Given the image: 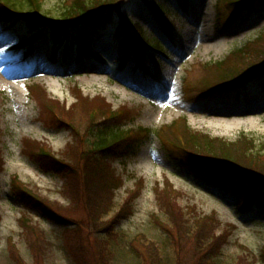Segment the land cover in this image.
Here are the masks:
<instances>
[{
	"label": "rangeland",
	"instance_id": "obj_1",
	"mask_svg": "<svg viewBox=\"0 0 264 264\" xmlns=\"http://www.w3.org/2000/svg\"><path fill=\"white\" fill-rule=\"evenodd\" d=\"M156 1L164 14H170L169 26H161L149 10L148 0H127L122 8L132 23L142 27L145 37L164 47L165 56L151 49L145 52V64L157 62L150 75H143L134 66L133 55L125 64L119 63L118 32L124 23L121 16L115 15L97 35L85 29L74 30L68 39L69 49L60 48L61 43H66L63 37L48 30L33 42L27 57L22 56L26 48L16 45L30 35V23L21 18L14 26L5 27L0 21V264H79L71 256L64 235L66 229L83 223L87 212L69 211L72 206L63 190V180L41 170L24 152L25 140H36L60 153L79 139L67 126H47L41 101L58 103L63 117L71 119L73 115L81 129L86 126L83 123L88 124L87 115H82L84 106L69 112L76 108L79 94L95 105L132 111L125 129L147 127L159 131L185 117L186 124L200 133L233 141L246 134L257 139V145L264 143V96L248 99L240 95L237 100L236 96L186 93V83L188 87L190 82L196 85L202 77V65L224 60L231 51L264 33V0H256L255 8L232 3L234 0ZM58 7V0H46L44 8L56 14ZM239 8L242 11L236 17ZM217 19L220 25L215 24ZM167 34H174L172 42ZM254 45L264 46V38ZM22 57L23 61L15 64ZM29 84L42 85L47 94L42 96L35 86H30L28 94ZM76 86L80 87L79 92ZM227 120H238L240 124L231 128L218 125ZM172 150L155 134L142 144L137 155L112 162L124 182L116 188L113 210L105 219L119 213L138 180L144 179L145 186L132 201L133 213L116 225L117 238L112 244L104 242L109 241L108 237L100 239L101 245L104 243V248L112 253L108 264H151L146 260L149 243L156 245L164 257L181 249L173 243V235H180L179 230L168 225L169 217L156 198V187L164 186L167 180L182 193L177 203L187 218L216 215L220 223L217 235L227 234L214 264H242L243 259L246 264H264L261 214L241 213L234 195L193 177L186 166L172 157ZM15 176L46 199L58 211V219L52 220L42 209L26 207L17 198L12 186ZM21 216L30 217L43 230L47 249L42 255L36 256L31 249ZM90 230L95 250L96 240L106 234L103 230ZM188 247L192 250L193 244Z\"/></svg>",
	"mask_w": 264,
	"mask_h": 264
},
{
	"label": "trees",
	"instance_id": "obj_2",
	"mask_svg": "<svg viewBox=\"0 0 264 264\" xmlns=\"http://www.w3.org/2000/svg\"><path fill=\"white\" fill-rule=\"evenodd\" d=\"M126 1L58 0V13L52 14L44 8L46 0H0V18L12 25L21 18L30 23L31 33L24 37L23 43L33 44L49 30L54 36L63 37L66 43H61L60 48L66 46L69 49L68 39L74 30L79 32L85 29L92 35H97L107 28L115 15L121 16L124 23L118 32L121 37L118 46L120 63L124 64L129 56L134 55L137 64L145 67L142 59L145 50L160 51L161 47L159 43L151 42L145 37L142 27L132 23L124 15L122 8ZM255 2L256 0L232 1L252 8H255ZM147 3L159 23L169 26L170 14H164L156 0H148ZM240 12L239 9L235 16ZM217 24L220 25L218 19ZM263 38L264 33L255 41L231 51L224 60L202 65V77L196 85L190 82L188 87L186 83V93H197L204 97L236 96L237 100L240 95L248 99L264 96V46L254 45ZM35 88L42 96L47 94L41 86L36 85ZM76 90L79 92L80 89ZM79 99L77 103H83L74 104L76 108H70L69 112L84 106L85 114L82 115H87L88 121V124H82L86 125L84 129L74 121L73 115L71 119L63 117L58 103H53V100L51 103H40L44 109L43 115L46 113L43 117L45 124L56 127L64 125L73 129L75 139H79L78 143L71 142L74 145L69 144L60 153H56L44 143L36 140L24 141V152L39 164L41 170L53 173L63 180V190L70 198L69 206H72L69 211L81 209L87 212L83 223L73 229H66L64 235L66 246L77 263L108 264L112 253L104 248V243L101 245L100 239L108 237L109 241L104 242L112 244L117 238L116 225L122 218L127 219L133 213L132 201L145 186L144 179L138 180L135 188L129 191L119 213L109 220L105 219L113 210L116 188L124 182L112 167V162L137 155L142 144L149 141L154 134L163 140L165 146L174 148L172 157L186 166L191 175L234 195L237 199L235 206L241 213L259 212L264 218V143L259 146L257 139L246 134L233 141L200 133L192 130L184 117L159 131L147 127L125 129L126 121L133 116L132 111L114 110L106 104L95 105L80 94ZM2 164L0 157V170ZM12 180L13 194L26 207L42 209L52 220L58 219V211L38 192L28 188L17 176ZM156 192L161 208L169 217L168 225L179 230L180 235H173V243L181 249L172 256L164 257L158 252L156 245L149 243L146 244V260L150 263L152 261L151 264H214L213 259L227 239V234L217 235L220 223L216 215L200 214L196 220L187 218L177 203L182 193L169 180L164 186L158 185ZM20 221L27 230V241L34 254L42 255L47 249L43 230L34 225L30 217L21 216ZM91 228L94 231L103 230L108 235H102L96 240L98 246L95 250L91 246ZM190 244H193L192 250H189ZM105 247L107 248L106 245ZM241 261L246 264L244 259Z\"/></svg>",
	"mask_w": 264,
	"mask_h": 264
},
{
	"label": "bare ground",
	"instance_id": "obj_3",
	"mask_svg": "<svg viewBox=\"0 0 264 264\" xmlns=\"http://www.w3.org/2000/svg\"><path fill=\"white\" fill-rule=\"evenodd\" d=\"M190 34L192 35L193 33H190ZM239 124H240V121H238V120H233V121L227 120V121H220L218 125L224 126L226 128H231V127H233L235 125H239Z\"/></svg>",
	"mask_w": 264,
	"mask_h": 264
}]
</instances>
